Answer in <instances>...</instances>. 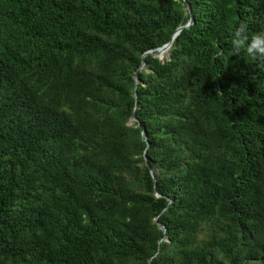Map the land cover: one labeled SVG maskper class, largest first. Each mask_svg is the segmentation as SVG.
<instances>
[{"label": "trees", "instance_id": "16d2710c", "mask_svg": "<svg viewBox=\"0 0 264 264\" xmlns=\"http://www.w3.org/2000/svg\"><path fill=\"white\" fill-rule=\"evenodd\" d=\"M242 22L264 0H0V264H264Z\"/></svg>", "mask_w": 264, "mask_h": 264}, {"label": "clouds", "instance_id": "9594fccd", "mask_svg": "<svg viewBox=\"0 0 264 264\" xmlns=\"http://www.w3.org/2000/svg\"><path fill=\"white\" fill-rule=\"evenodd\" d=\"M231 45L237 56L243 52L252 60H264V31L249 34L248 25L242 22L232 33Z\"/></svg>", "mask_w": 264, "mask_h": 264}, {"label": "water", "instance_id": "95a60500", "mask_svg": "<svg viewBox=\"0 0 264 264\" xmlns=\"http://www.w3.org/2000/svg\"><path fill=\"white\" fill-rule=\"evenodd\" d=\"M187 9H188V12L190 13L191 10H190V6H189V5H187ZM192 23H193V19H192V17H190L189 21H188L183 27H180V28H178V29L175 31V33L173 34L172 39H171V41H170L169 43H167V44H165L164 46H162V47L156 49L155 51H149V52L145 53V54L142 56V59H143L146 55H152L153 57L161 58V57H162V56H161V51L165 50V51L168 52V50L170 49V47H171V45H172L174 39L176 38V36L181 32V30H182L183 28H188L189 26H191ZM143 67H144V62L142 61L141 66H140V69H142ZM137 84H138V80H137V77H135V86H136ZM133 121H135V118H133ZM151 175H152V177H153V172H151ZM156 196H158V195L156 194ZM159 227L164 231L163 226L159 225Z\"/></svg>", "mask_w": 264, "mask_h": 264}, {"label": "rangeland", "instance_id": "374dc122", "mask_svg": "<svg viewBox=\"0 0 264 264\" xmlns=\"http://www.w3.org/2000/svg\"><path fill=\"white\" fill-rule=\"evenodd\" d=\"M167 52H163V51H161V56H162V58H166L167 57V54H166ZM161 58V59H162Z\"/></svg>", "mask_w": 264, "mask_h": 264}, {"label": "bare ground", "instance_id": "6f19581e", "mask_svg": "<svg viewBox=\"0 0 264 264\" xmlns=\"http://www.w3.org/2000/svg\"><path fill=\"white\" fill-rule=\"evenodd\" d=\"M163 52H167V51L163 50Z\"/></svg>", "mask_w": 264, "mask_h": 264}]
</instances>
